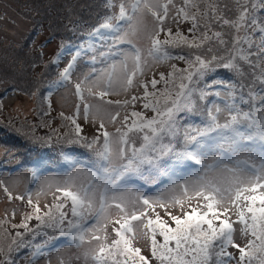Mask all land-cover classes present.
Here are the masks:
<instances>
[{"label": "rangeland", "instance_id": "1", "mask_svg": "<svg viewBox=\"0 0 264 264\" xmlns=\"http://www.w3.org/2000/svg\"><path fill=\"white\" fill-rule=\"evenodd\" d=\"M32 1L33 0H0V32L3 28L8 27L10 33H14L12 35L13 40H17L13 43H0V72L8 70L10 84L22 86L26 89V93L21 92L20 94L13 96L11 99H4L0 94V109H2L0 122L5 125H9L15 130L14 131L9 128L10 132L16 134V136H21L16 132L19 131V126L23 130L34 128V121L39 122L42 125L49 124L51 126V129L48 128L49 132L53 135H57L60 134L62 130H66V128L62 126L63 120H75V123L80 125L81 130L69 135L63 140L58 138V140L53 143L54 150L52 147L48 148H50L51 151L49 165H51L53 160L59 159L60 150L63 149L70 150V154L75 152V162L77 164L76 168L68 173H64L65 169H63L62 166L57 167V173H55L53 169L45 172L47 170V166H45L40 172V180L34 186L30 185L31 178L26 172L5 174V172L1 170L0 253H2L1 255H3L4 258L10 259L11 264H91L90 256L101 253L99 248L103 245L105 251L102 254H109V259L114 261L115 259H118L119 255L121 256L119 253H121L124 249L123 242L119 245L111 243L113 240L120 239L114 231L115 228H120V225L117 224L116 221L120 220L121 223L124 222V214H121L115 207V204L119 203V201H109L110 206H106L105 212L98 216L97 220L94 221V225H91L85 234L83 232L86 227L85 218L89 216L90 213L95 217L99 211L100 204L96 200H93V207L90 211L87 210V208L82 211L80 205H77L74 215L72 198L70 196H66L65 192H72L77 195L79 199L83 200V189L88 188L89 185L94 182L93 178L88 174V168L85 163L89 162V165L92 166V162L96 161L98 164L99 160L97 152L101 148V144H96V142H94L92 147L89 148L88 143L92 142L94 137L99 139L98 135L101 130L108 131L110 137H112V134H116L117 129H120L121 132L127 133L125 139L128 141L130 140L131 134L139 136L140 134L135 130L129 131L131 127L128 126V124L131 123L133 119H136L131 116V113L133 111L140 112L143 116L149 118L153 111L149 110L145 112L151 107L148 109L143 108L144 103H148L150 105L157 103L158 106H162L166 99L163 95L165 92L168 93L167 99L169 101L173 99L175 97L174 89L178 87L180 74L182 73L179 71L173 72V65H175L177 70L183 69L182 65L184 64V61L179 58H177V61H162V56L159 59L156 58V56L160 54L150 55V40L148 39V34L145 31V26L143 25V22L137 23L134 19L131 24L127 22L126 27V30L130 31L134 37L123 30V32L116 38H101L100 42H102L101 47L103 49L97 56L96 68H102L113 64L115 62L113 55L114 46L121 48L120 42L128 40V38L133 39L129 40L133 41L140 49V60L136 61L135 59V55L138 51L137 49L135 51V55L133 52H128V59H133L131 60V63L128 65V59L124 63H121V70L123 69L124 72H119L115 80H103V86L101 85L102 79L99 76L101 75V70L95 72L97 75L89 81L88 85L94 89V91H102L105 95L101 97L98 94L101 98L92 94H88L87 96L85 95L84 97V99L90 103L89 112L92 116L95 114L94 111L92 112L95 105L105 104L107 107H110V109L106 112L110 113L112 109H114V115L116 113L120 114L117 116L116 121L107 122L109 120L105 116L103 120L105 126L101 129L99 127L101 122L99 118L93 120L92 117L86 122H83V119H81L80 116H75L73 113L63 115L62 112L70 111L72 107V99L68 105H66L64 101L66 96H71L70 90L61 96H57V99L53 100V109L49 114L50 118H42L40 110L45 109V107L42 103H40L37 95L39 89L41 90V86L44 83V81L39 78L40 67L35 68L34 71L23 69L18 72L15 69L35 62H49L55 57L60 41L58 39H52L47 42H42V38L50 31H40L37 35L36 32L38 30L33 32L35 29L42 28L39 25L36 26L34 21H32L31 16L25 12L26 8L31 6ZM50 1L55 5L62 6V14L68 17H73L75 14L81 13V11H78V6H82L83 3H74L73 0ZM121 2L128 3L129 0H119V3ZM165 2L167 1L161 0V3ZM182 3L183 1L172 2L174 8L170 9L171 11L169 16L165 19L164 24L161 26L164 30L161 31L156 38L178 39L179 37L177 36V33H179L180 37L186 36L188 37L187 40L190 41L191 38L188 35L190 30L194 37L204 36V33H207L205 27L203 28V32L196 27L194 28L192 23L188 21V17L181 18L179 16L173 20V17L176 16L175 8L182 6ZM127 7L128 5L126 8ZM186 11L187 9L185 8V12ZM145 19L150 20L147 24V27L150 29L152 20L151 18ZM139 25L141 26L140 28ZM169 28L172 30L171 35L168 33ZM250 34L253 35L252 32H250ZM238 36L240 37L241 33L232 36L231 40ZM114 40L117 41L115 45L113 44ZM45 43L47 46L46 49L43 50L42 46ZM168 47L180 53L178 48L179 46L168 45ZM243 48H247V46L244 44ZM214 49H216L217 54L223 52L220 46L215 47ZM228 54V51H224L222 53L223 56ZM179 56H182V54L180 53ZM256 56L258 57V55ZM259 62L260 64L257 66H249L248 61H241L240 65L242 74H237L231 69H224L222 67L215 73L209 74L207 80H202V82L199 83V88L205 91L207 99L197 103V111L192 114V118L188 119L187 122L193 125L194 122H200V119L202 118L206 119V106L207 108H211L215 105L223 109L225 106L223 101L227 85H232L234 87L235 96L237 98L243 94L244 99L248 100V94L250 92L254 94L255 99L252 102V106L250 107L248 104L241 105L243 110L249 109L250 111H253L254 109L260 108L261 104L259 101L261 97H264V91L261 90L264 89V84H261L258 77L260 76L261 71L264 70V68H262V66H264V57H260ZM252 64L253 63L251 61V65ZM136 66H139L143 73L138 76L139 72H135V75H133L132 85L128 86L125 91L122 89L120 82L125 74H128L130 71L133 73V68ZM88 70V67H83L82 74L84 75V73ZM166 71L167 78H164V81L160 86L153 88L151 86L152 79L157 77L159 73ZM169 73H172V75H169ZM224 73L226 74L223 75ZM230 73L235 76V82L232 84L228 83L234 77L229 75ZM102 76H104V72ZM216 78H223L225 82L220 83L215 81ZM171 82L173 85L170 84ZM73 83L74 85L79 84L80 87L83 86V82L79 78H76ZM203 84H205V88ZM4 85H6V83H3V80H1L0 90ZM145 85H147L146 89ZM207 85H213V87H207ZM8 86L11 85L8 84ZM107 87H110V89H103H107ZM145 90L148 93L146 98H144ZM212 91L219 92L220 96L218 97H221V99H217V96L211 95L209 92ZM259 93H262L261 96H259ZM133 96L141 97L142 99L133 101ZM15 98L16 100L12 103ZM125 100L129 102L127 105L124 104ZM113 101H120V104L110 103ZM97 108L99 107H96L95 110ZM125 114L129 115V120L127 122L122 119ZM194 115L197 116L194 118ZM227 115V112L222 111L220 123H224V119ZM74 128L75 126L72 125L70 127V131L74 130ZM66 133L68 134L69 131ZM6 136L10 141L15 139L14 137H9L8 135ZM34 139H39L41 142L45 141V137L39 134H35ZM27 140L30 141V139ZM131 142H134V139L125 145H122V147L126 148V154L131 153L132 151L129 147V143ZM255 144L259 143L250 142V145ZM4 149L5 147L0 144V155ZM12 150H15V148H10L8 154H13ZM214 158L215 156L199 157L202 165H208V163ZM17 159L18 158L14 155L12 161H16ZM113 163L115 164L117 161L114 160ZM77 169H80L81 171L77 172ZM232 170V172L224 171V166L222 165L215 170L208 171V175L210 177H223L226 181H230V183H224L225 185H230L228 193L225 192L226 187L221 183H216L213 187H194L197 180H189L185 182H176L171 187H168L159 193L152 194L146 193L144 189H141L130 182H125L126 180L130 181L131 179H134L133 177H137L138 179L139 175L132 177H128L127 175L121 176L120 179L117 180V184L120 185L119 190L124 191L126 189H130L131 193L129 198L132 200L136 199L138 193L143 194L144 197L149 199L152 208H149L147 214L140 220H133L130 218L132 206L128 205V220L126 228L129 230L125 231L124 228H120V234L124 237V239L128 240V247L133 250L138 249L139 253L130 252L127 256L122 255V260H118L122 264H128L134 261L135 256H148V259H150V257L154 259L152 237L156 232L160 233L159 227L155 223L157 217H159L161 222H169L173 220V216H182L183 213L190 210L191 207L197 205L202 207L204 204L209 202L206 198H211V202H213L214 207L221 213V218L228 219L229 223L234 226V233L232 235L233 242L235 239H241L242 243L240 246L245 247L248 244L247 241L249 240V236L247 235V231H242L243 228L239 224L241 223L239 221V212L241 210L244 212L245 221H247L248 225L251 227L252 214L247 212L249 202L245 201L243 197L245 195L258 196L264 194V189L257 188L255 192L252 191L254 184H264V171L260 174V176L251 177L239 169ZM70 175L72 176L71 181L67 183H58L64 181ZM237 175L241 177L237 178L239 177ZM144 177L145 179H143V181L150 185L151 182L149 176L145 174ZM213 188L218 189V191H214ZM238 190L240 191L239 199L236 197ZM197 192L200 193L199 196L197 195ZM174 199H177L180 202L173 203ZM9 200L11 202H9ZM161 205H163V207H161ZM252 206L259 208L264 205H261L259 201H256V203ZM136 207L137 209L143 210L142 201L137 204ZM136 214L138 215L139 211H137ZM257 217H259V214ZM148 219H151L153 223L152 225L146 227ZM61 220L64 222L63 224H60ZM214 223L218 224V222L215 221ZM40 226L42 227L38 228ZM66 226H69L70 228L68 231L63 232L62 230ZM76 226H80L82 229L79 233L80 236H83L82 242L79 241L78 244H76L75 238H72V240L68 241V243H63L58 248L54 249L55 251H50L52 253L48 256L40 254L41 249L39 246L38 250L35 251L33 255L29 256L22 239L24 233V240L32 242L40 235V232H42L46 235V239L48 240L45 239V242L41 245H49L57 236H65L69 234L73 235V232H77L73 231V228ZM203 227L207 230L206 225ZM159 233H157L159 239H155L156 242L163 239V236ZM15 235L17 236L14 238ZM96 237L98 238L97 240ZM256 242L259 243V241ZM168 243L171 245L170 248L174 247L170 241ZM31 247L32 246L28 249ZM96 247L98 248L94 252L88 253V248H92L93 250ZM9 249H11V251H9ZM110 249L113 251L108 253ZM230 249L234 251L235 254H240L238 249H235L233 246H230ZM249 250L250 249L246 248V251ZM85 253H88V255L86 256ZM156 254H160V249L157 248ZM172 254L176 253L172 252ZM253 260L251 261V264H253ZM148 262L151 264V261ZM154 264H162V261L158 263L155 262Z\"/></svg>", "mask_w": 264, "mask_h": 264}, {"label": "snow or ice", "instance_id": "2", "mask_svg": "<svg viewBox=\"0 0 264 264\" xmlns=\"http://www.w3.org/2000/svg\"><path fill=\"white\" fill-rule=\"evenodd\" d=\"M107 3V0H105ZM188 0H184V5L187 6ZM194 6V5H193ZM238 14L236 19H226L223 15L220 17V23L222 25H227L230 27H235L240 30L247 29V31H252L257 28V25H261L259 28V34L264 37V17L258 16V10L264 11V0H259V5L254 4L251 0L247 3L240 4L237 2ZM126 2L121 3L119 6V15L121 18L125 16ZM174 5L171 0L168 2L161 3V0H136V3L131 5L132 16H129L128 22L131 24L135 19L137 23L144 22L145 18H151L152 25L149 29L145 25V31L148 34V39L151 43V48L149 49L150 55H157L156 58L159 59L161 56L167 57L168 52H161V41L156 39L163 27L165 19L170 14V9H173ZM225 11H232L228 8V5H224ZM176 16L173 20L180 15L185 18L188 17L189 13L184 11V7L175 8ZM212 15L216 16V8L212 6ZM193 20H195V15H193ZM115 20V16L106 17L105 23L101 25V28L112 27V21ZM195 28L196 25L194 24ZM208 25H205L207 28ZM171 28L168 29L169 35H171ZM191 31V30H190ZM178 39H165L163 44L165 45H187L189 49L200 48L204 41L208 40L207 34L202 36L201 42L198 44L195 41L189 43V41L180 37L177 33ZM217 38L216 43L221 47V50L228 51L229 55L227 57H221L216 54V49L211 45L206 48L207 55L194 54L189 51L188 54L180 56L179 59L185 60L190 64L189 69H179L177 70L175 65H173V72H187L186 77H181V79H186L191 82L189 84L181 83L179 86V91L175 94V98L170 101L167 99L168 93L165 92L163 95L166 97L165 102L162 106H158L157 103L148 104L144 103L143 108L148 109L151 107L154 115L150 118L145 117L140 112L133 111L131 113L133 119L131 122V128L129 131L135 130L137 133L142 134V142L140 147L137 148L135 145L132 146L131 153L126 154V148L122 147L127 143L125 137L127 133H123L120 129L114 136L110 137L107 131L103 132L104 142L102 148L97 152L99 164L97 162H92V166L88 168V174L93 178V183L89 185L88 188L83 189V200L79 199L77 195L72 192H65L66 196L72 198L73 203V213L75 215V209L77 205H80L82 211L87 208L91 210L93 207V200H96L100 204L97 216L105 212L106 206L109 205V201H119L115 204V207L119 210L121 214H124V222L121 223L117 220L116 223L120 225V228H125V231L129 229L126 228L128 213V205L132 206L130 218L133 220H140L144 217L149 208H152L148 198L144 197L143 194H137L136 199H130V189L124 191L119 190L120 185L117 184V180L121 176L127 175L128 177L139 175L143 177L145 173L149 177L158 178H168L169 180L178 174L179 168L186 164L188 161H195L200 164L201 161L199 157L206 156L211 152H217L219 155L215 156L214 163L210 165H202L205 169V174L197 176V183L194 187L207 186L213 187L216 183H225L226 181L223 177H210L208 171L213 168L224 166V171L232 172V169L227 167L225 161H234L238 153L244 150L247 142L259 143L264 149V97H261L259 103L261 107L254 109L253 111L244 112L241 105L248 104L252 106V102L255 97L251 92L248 94V100L244 99L242 94L239 98L235 96V89L232 85L226 86V92L224 97V108L221 109L218 106L213 105L211 108H207L206 119H200V124L193 127L191 123H187L188 119L192 118V114L197 111L196 105L198 102L205 101L207 99V94L204 90L199 88V82L204 80L209 76V74L215 73L219 68L231 69L237 74H242L240 63L241 61H248L249 66L251 65V57L253 55H258V57H264V51H260L254 54L251 49L255 47L254 42H249L250 38L247 33L244 37H234L231 41L223 39V34L219 31L214 33ZM116 40L113 44H116ZM230 43L235 44H247L248 51L245 53L244 49L241 48L240 54L237 55L233 50H229ZM260 47L264 49V39L261 40ZM154 50V51H153ZM120 55H125V53H118ZM136 61L140 60L139 52L137 51ZM146 66V65H145ZM72 64L70 63L68 67L64 69L63 75L67 77L69 75ZM191 68H195V74ZM264 68V66H262ZM133 75H135V67L131 75L125 74L121 80V87L123 90H127L128 86L133 83ZM163 73H161V78L163 79ZM172 75V73H169ZM261 84H264V70L261 71L258 77ZM153 87L156 86L157 81L153 79L151 81ZM79 89L80 85H76ZM147 85H145L146 89ZM207 87H213V85H207ZM264 91V89H261ZM213 96H220L219 92L210 93ZM101 97L105 95L104 92L99 93ZM148 95L145 90V97ZM142 99L141 97L133 96L132 100ZM110 103L120 104V101H113ZM129 102L124 101L127 105ZM222 111L227 112V116L224 119V123H220V116ZM88 109L85 108V118H87ZM235 113V114H234ZM119 113L113 115L109 112H104L102 109L97 108L95 114L93 115V120L99 118L101 129L104 128L103 120L105 116L112 122L116 121ZM122 119L127 122L129 120V115L125 114ZM76 131H80V125L75 123ZM123 126V125H122ZM97 138H93L92 142L88 143V147L91 148L93 143L96 142ZM260 169L264 171V151L260 153ZM117 163H113V161ZM237 165L241 162L236 160ZM253 167H255L253 165ZM93 168L96 170L93 171ZM77 169V172H80ZM72 180L70 175L64 181L58 183H67ZM243 182V181H241ZM257 188L264 189V184H254L252 191L255 192ZM214 191L218 189L213 188ZM199 196L200 193L197 192ZM237 199L240 198V191L236 193ZM209 202L204 204L202 207L197 205L191 207L190 210L183 213L182 216H173L172 219L176 224L175 229H171L168 225L164 224L157 217L156 224L159 227L160 234L163 236L165 243L160 247L163 249L167 255H162L160 257L162 264L164 260H168L169 264H208L209 260L212 259L213 254L215 256L214 264H228V261L237 259L232 253L227 251L229 246H233L238 249L240 256L237 259V264H243L246 257L249 264L255 258L258 264H264V206L256 208L253 207L256 201H259L261 205H264V194L261 195H245L243 199L249 202L247 207V212L251 213V228L252 236L255 240H249L245 247H241L238 244H234L232 237V225L229 223L228 219H222L221 213L216 210L211 198H206ZM142 201V209H137L136 205ZM177 199L173 200V203H179ZM163 207V205H161ZM139 211V215H137ZM259 213L257 217L256 213ZM82 218V217H81ZM218 222L217 223H214ZM239 221L241 223H246L244 212L241 210L239 212ZM258 222V223H257ZM152 220L148 219L147 226L152 225ZM204 225L207 226L205 231ZM120 228H115L117 236L120 239L113 240L111 243L114 245H119L121 242L124 244V249L120 253L121 255L127 256L130 252L139 253L138 249H130L128 247V240L124 239L120 234ZM80 226L73 228V231H81ZM242 231H247V229H242ZM201 237H203V242H201ZM76 239L80 242L83 241V236H77ZM169 241H175L176 248L179 249L183 243V253L177 251L176 255L173 256V249L168 247ZM256 241H259L257 243ZM155 235L152 237L153 244V255L156 254ZM212 245L210 252L209 245ZM246 248L250 251H246ZM11 251V249H9ZM94 251V250H93ZM99 251L103 253L105 251L104 246L101 245ZM87 256L88 253H85ZM190 257V258H188ZM99 259V258H97ZM144 260L143 257H140ZM3 264H10V261L5 260ZM102 264H107L104 260ZM113 264H119L118 260H114Z\"/></svg>", "mask_w": 264, "mask_h": 264}, {"label": "trees", "instance_id": "3", "mask_svg": "<svg viewBox=\"0 0 264 264\" xmlns=\"http://www.w3.org/2000/svg\"><path fill=\"white\" fill-rule=\"evenodd\" d=\"M91 0H73L74 3H83L82 6H78V11H81L83 9V6L86 4V2H89ZM195 9L196 10V16H197V25L198 26L200 24V21L204 18L206 19H210V23H213V25L215 24V26L217 27L218 30L221 31V33L223 34V39L225 40H229L231 41V38L233 36V32L232 30H237V29H233L234 27H230L227 25H222L220 23V17L221 15L224 16V18L226 19H236L233 16V13L237 12L238 13V9H237V2L238 0H191ZM188 3H191L190 1H188ZM227 4L229 9H232V11H225L224 10V5ZM212 6H215L216 8V16L213 17L212 15ZM82 7V8H80ZM62 6L60 5H55L54 3H52L50 0H33L32 4L30 7H27L25 12L31 16L32 21H34L36 26H41V28H51L52 26H59V27H63L66 28L69 26L68 23L65 22V18L63 17L64 15L62 14ZM209 30L212 29V27H208ZM39 29H35L33 30V32H36ZM216 30V29H215ZM217 30V31H218ZM247 30V29H244ZM255 30H258V25L257 28ZM215 31V32H217ZM214 32V33H215ZM214 33L211 34L212 37L209 38L208 40L204 41V44L201 45L200 48H193V49H189V47L187 45H181L179 46V50L182 52L183 55H186L189 53V51H199L201 52L202 55H207L206 52V48L209 47L210 45L215 48V47H219V45L216 43L217 38L214 36ZM253 34H257L256 32ZM200 39L202 38V36H197L194 39ZM55 40L58 39L60 41L59 46L56 50L55 53V57H58L60 55L66 54L68 52V47L66 45V43L61 39V38H54ZM52 40V39H51ZM49 41V40H48ZM190 43V42H189ZM197 43V42H196ZM242 48L241 44H235L232 45L230 43L229 45V49H234L235 53L236 51H239ZM224 52V50H223ZM222 52V53H223ZM22 53V52H20ZM222 53L217 54L221 57H227L223 56ZM53 58V59H54ZM36 63V62H35ZM33 64V63H31ZM241 67V65H240ZM50 85V81H44L43 85L41 86V92L45 91ZM49 137H47L48 139ZM1 258V255H0Z\"/></svg>", "mask_w": 264, "mask_h": 264}]
</instances>
